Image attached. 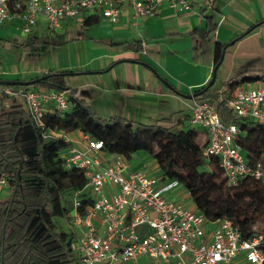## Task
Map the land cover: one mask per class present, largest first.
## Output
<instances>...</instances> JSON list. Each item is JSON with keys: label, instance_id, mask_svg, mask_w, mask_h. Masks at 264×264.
<instances>
[{"label": "crops", "instance_id": "obj_1", "mask_svg": "<svg viewBox=\"0 0 264 264\" xmlns=\"http://www.w3.org/2000/svg\"><path fill=\"white\" fill-rule=\"evenodd\" d=\"M190 1L188 12L164 1L157 14L139 19L128 8L116 23L98 11H88L64 21L55 31L41 17L32 33L51 43L36 48L26 45L28 35L23 34L19 20L0 23V80L28 81L51 70H72L67 77L68 93L75 90L74 96L103 118L121 116L134 123L190 128V95L196 89L213 78L218 87L231 77L264 75V0H216L208 10L201 7V0ZM97 16L96 22L84 23L86 17ZM241 85L260 86L264 80ZM5 86L0 83V114L4 116L0 140L33 138L23 96L7 94ZM53 106V101L47 102V112H53ZM13 125H18L15 133ZM195 129L200 142L206 143V129L201 125ZM34 152L27 148L23 155L29 160ZM149 156L133 154L127 158L128 170H146L162 180L161 171H148L151 163H143ZM11 193L9 184L0 186V207ZM186 203L195 207L191 198ZM57 222L66 231V219L57 218ZM12 234L13 229L6 232L0 226V239L8 240Z\"/></svg>", "mask_w": 264, "mask_h": 264}, {"label": "built area", "instance_id": "obj_2", "mask_svg": "<svg viewBox=\"0 0 264 264\" xmlns=\"http://www.w3.org/2000/svg\"><path fill=\"white\" fill-rule=\"evenodd\" d=\"M164 1L178 11L192 10L190 0H0V23L17 19L27 36L41 17L55 31L64 21L88 11H98L113 23L128 8L136 19L155 15ZM215 4L216 0H201L204 10ZM4 92L23 96L37 126H44L47 102L53 101V111L71 108L67 90L7 85ZM220 99L226 100L234 118L264 125V85H241L230 96L222 93ZM190 123L206 129L203 155L218 161L227 185L247 177L264 183V161L244 154L238 124L222 119L217 101L192 97ZM52 133L71 142L61 157L66 168L83 171L92 197L84 213L78 209L81 201L74 199L64 217L66 231L74 235V264H264V230L245 237L232 220L208 217L187 205L191 193L177 179L161 180L146 170L129 171L125 155L105 152L103 141L88 133ZM7 184L2 174L0 186ZM181 190L187 192L186 198L177 197Z\"/></svg>", "mask_w": 264, "mask_h": 264}, {"label": "trees", "instance_id": "obj_3", "mask_svg": "<svg viewBox=\"0 0 264 264\" xmlns=\"http://www.w3.org/2000/svg\"><path fill=\"white\" fill-rule=\"evenodd\" d=\"M97 20L98 16L86 17L84 23ZM27 37L26 45L32 48L51 43L32 32ZM219 62L220 59L216 65ZM72 73V70H51L24 87L67 90L70 89L67 77ZM257 79L264 80V75L231 77L218 87L211 79L194 94L199 100L217 101L222 119L238 124V142L244 154L254 161H264V125L248 118H234L226 100L220 99L222 93L230 96L241 84ZM74 93L71 90L68 96L69 110L48 112L44 126L32 122L33 138L17 140L12 136L0 140V176L6 175L12 192L0 207V226L6 232L13 229L8 240L0 239V264H74L76 259L72 247L74 235L60 228L56 216L65 217L76 198L81 201L79 211L84 213L92 197L83 171L66 168L61 157L71 142L53 131L88 133L103 141L105 152L121 153L127 158L143 151L157 161L163 179H177L190 191L198 211L212 219L232 220L245 237L262 231L255 228V223L264 215V183L247 177L236 185H227L218 161L204 157L205 143L198 139L195 127L173 129L158 123H134L121 116L103 118ZM18 125L12 126L13 133ZM27 148L35 150L29 160L23 155Z\"/></svg>", "mask_w": 264, "mask_h": 264}, {"label": "rangeland", "instance_id": "obj_4", "mask_svg": "<svg viewBox=\"0 0 264 264\" xmlns=\"http://www.w3.org/2000/svg\"><path fill=\"white\" fill-rule=\"evenodd\" d=\"M139 153L147 154V153H145L143 151H140ZM143 163H145V164L148 163L149 165L151 163V165L149 166L148 171H153L154 173H159L160 172L159 167H158V163L152 156L150 158L146 159L145 162L143 161ZM187 196H188L187 192L185 190H181L180 194L177 197L180 198V197H187ZM188 200H189V197H187V201ZM56 217L57 218H62L63 216L62 215H58ZM255 228L258 229V230H264V215L261 218L257 219V221L255 223Z\"/></svg>", "mask_w": 264, "mask_h": 264}, {"label": "water", "instance_id": "obj_5", "mask_svg": "<svg viewBox=\"0 0 264 264\" xmlns=\"http://www.w3.org/2000/svg\"><path fill=\"white\" fill-rule=\"evenodd\" d=\"M215 78H213L214 80ZM39 80V78H35L32 80H28V81H19V80H0L1 84L4 85H29L32 84L33 82ZM191 97H195L196 95L193 93L190 95Z\"/></svg>", "mask_w": 264, "mask_h": 264}]
</instances>
